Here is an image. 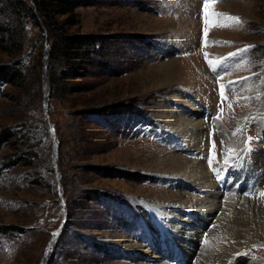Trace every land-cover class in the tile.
<instances>
[{
	"label": "rangeland",
	"instance_id": "rangeland-1",
	"mask_svg": "<svg viewBox=\"0 0 264 264\" xmlns=\"http://www.w3.org/2000/svg\"><path fill=\"white\" fill-rule=\"evenodd\" d=\"M90 1L75 9V23H68L67 14L58 18L70 34L95 36L101 51L90 54L94 62L79 58L71 70L73 62L52 53L56 37L27 17L24 29L12 22L14 34L0 48V67L13 68L21 57L26 64L14 84L0 76V130L15 133L0 141V264H132L122 244L138 236L145 242L151 231L161 246L151 211L157 212L156 203L173 201L181 191L206 196L194 190L195 182L175 177L190 163L171 170L172 161L191 155L186 140L193 127L182 133L185 121L206 122L205 107L212 117L226 109L218 118L223 127L216 125L219 150L234 130L243 143L250 136L254 147L264 148V0H214L211 12L239 17L240 23L212 16L204 50L200 0ZM13 17L6 9L1 19ZM230 53L238 54L229 57L221 76H213L208 61ZM168 64L170 84L164 82ZM221 84L227 85L224 98ZM205 122L200 139L190 143L197 147L200 140L209 151L211 126ZM176 145L180 150L172 149ZM206 189L214 190L211 184ZM233 201L235 210L226 213L235 231L224 232L223 248L212 257L237 246L230 264H263L264 208H251L261 205L256 199L248 207ZM219 210L209 220L218 223L225 215ZM177 211L182 224L191 218ZM202 242L199 251L207 247ZM143 247L141 263L169 262L154 261L151 248Z\"/></svg>",
	"mask_w": 264,
	"mask_h": 264
},
{
	"label": "bare ground",
	"instance_id": "bare-ground-1",
	"mask_svg": "<svg viewBox=\"0 0 264 264\" xmlns=\"http://www.w3.org/2000/svg\"><path fill=\"white\" fill-rule=\"evenodd\" d=\"M232 4H233V2L230 3V6H232ZM164 71H167L164 73V75L165 74L167 75L164 82L166 84H170L169 83V81H170L169 76H170V74L173 75V67L170 64H168L165 66ZM192 110H195V109L192 108ZM196 112L194 111L195 115L198 116L199 112H197V113ZM203 116H205V110H204ZM208 116H209V119H210V117L212 118L208 124L206 123L207 121L205 122L203 120L207 126H211L214 129H217L216 125L218 126V129L223 127L221 120H218L215 116L212 117L210 114ZM185 122H187V124L184 123V131L182 133H185L188 135L190 133L189 128L193 127L192 128L193 134L192 133L190 134L189 139H187V140L185 139L187 142H189V146L186 149V152L192 153L194 150H197L198 154L200 152L206 153V151H204L206 149H204L203 145H201L200 140H199L198 144L195 143L197 145V147H195L194 144L190 143L191 142L190 139H192V137L193 138L197 137L195 140L200 139V136L202 135L201 130L204 129V122L199 121V120L198 121L196 120V123L192 122L191 120H187ZM211 123H214V124H211ZM236 128H237V126H236ZM233 130H234V127H233ZM233 130L231 132H233ZM236 130L239 131V129H236ZM171 134H174L176 136L175 133L169 132V135H171ZM233 134L237 136V134L235 133V130H234ZM214 135H215L216 139L217 138L219 139L217 131L214 132ZM234 135L231 139H227V142L225 139H223V142H221V144L223 146L221 159H227V160L231 159L233 157L234 153L243 145V142L241 140L242 139L241 134L239 133L238 137H235ZM175 138L173 140H177ZM180 140H181V138H180ZM240 142H242V144ZM207 143H208V137H207ZM226 143H227V145H226ZM172 149L180 150V148H178L177 145L173 146ZM181 155H182V153H181ZM183 156L184 157L181 156L179 158H176L175 162L172 161L173 163L171 165H174V166L172 167L171 170H173L174 172L175 171H182L183 170L182 167L187 162L190 163L191 169L188 171L185 170L182 173V175H179L180 173L179 174L174 173V174H178V175H175V177L176 176L185 177L188 180V182L189 181L195 182L197 185L200 186V188H205V190H206L205 195L206 196L203 198H200V197H195L194 195L186 194V193L181 191L178 193V197L176 196L177 198L174 199L173 201L168 200L165 202L163 201V202L156 203L155 207L157 208V212L154 211V213H155V218L157 220V224H159L158 225L159 231L158 230L157 231L162 233V235L165 237V239H166L165 240V247L162 248L160 245L155 244L154 240H156V239H153V240L151 239L152 237H156L155 231H151V234H148L146 236L145 242H140L139 236L138 237H130V239L125 244L123 243L122 245L125 247V252L128 253V255H130V257L134 258L132 264H154L152 262L141 263L139 261L138 255L145 256V255H143V253L141 251H139V249L144 248L143 246H147V247L149 246L151 248L152 254L154 255V258H156V260H154V261L159 262L160 260L166 259V261H169V262H166L164 264H172L173 258H171V257H172L173 249L168 246V239H172V245L176 246L177 248L180 249L181 254H182L181 261L183 262V264H192V260L195 257H196V260H195V263H193V264H230L232 262L229 260V257H231L233 255V254L231 255L232 252L237 251V249H236L237 246H234L233 251H231L230 253L226 251L225 254L223 255V257L220 259H217V257L215 256V258H216V260H215L212 257L213 256L212 254L214 252H216L217 248L218 249L223 248L224 242H222V241L225 238L224 232H226V231L229 232L230 229H231L230 233L232 231H235V228L233 226L236 224V222H232L230 220V218L228 217L229 215L226 213L228 211L231 212V211L235 210L234 209L235 207H232V205H231V202L234 200V196H232L228 201H223L221 190L219 189V186L218 185L216 186V183L213 181L212 172H211L210 168L208 167L206 161L201 159L199 156L194 157L193 155H189V154H185V153ZM197 160H200V161H197ZM263 168H264V148L262 146V148H259V150L256 149L255 152L253 153V162L250 163L249 168L247 170V174L249 175L250 173H253L252 177L254 178V182L257 184H261L264 180V169ZM203 178H204V180H201ZM186 179H184V180H186ZM182 183H180V184H182ZM207 184H211L212 188L214 189L213 190L214 192L210 191L209 189L208 190L206 189ZM194 190L203 191L202 189H194ZM220 198H221V200H219ZM255 199L261 205H259V206L258 205L257 206L251 205V208H253V207L254 208H256V207L264 208V196H258L257 194L250 196V197H247L243 194H239L236 196V199L233 202H243V200H244V202L242 203L243 204L242 207H248L249 204H252L253 200H255ZM259 200H261V201H259ZM218 202L221 203L222 212L225 215H222V218H219L220 220L217 223V221H214L213 219H214V217H216V215H214V214L215 213L217 214V211H220L219 209L221 208L220 206H218ZM148 204L149 203H147L145 205H148ZM151 205H153V204H151ZM151 205L149 204V206L152 208ZM168 207H173V209L171 210L170 213H169V211H166L167 210L166 208H168ZM223 209H225V210H223ZM177 210H181V211L184 210V216L185 215H187V216L191 215V217H193V219L187 218L188 221L186 220L187 222L182 224V221H185L184 220L185 218L181 217V220L180 219L175 220V217H177V215L180 213V211H177ZM250 210L256 211L254 209H250ZM247 211L248 210L246 208V211L244 212L245 215L247 214ZM260 211H264V209L259 210V212ZM230 212H229V214H230ZM209 216H213L212 217L213 219L209 220ZM222 220H227L228 223L227 224L222 223ZM209 221H214L215 225L209 228ZM244 225H246V224H243V226ZM228 226H230V228ZM184 228H185V230H183ZM146 229H145V231H146ZM209 229H211L210 230L211 232L209 234L207 233V238H206V241L204 242V245H207V247L205 248V246L203 245L204 247L202 246L203 248H201L199 251V247H201V243L199 241L202 238L203 233L205 231L207 232ZM227 232H226V234H227ZM228 235H226V236H228ZM174 240L176 242H174ZM199 243H200V245H199ZM218 243H219V245H218ZM154 246H158L160 251H158V249H152V247H154ZM251 250L252 249L250 248V250H248V251H251ZM155 251H157L158 253L163 254V255H159V256L155 255ZM144 252H146V251H144ZM183 253L186 254V257L183 256ZM134 256H136L137 258L135 259ZM248 258L251 259L252 256H249L246 259H248ZM242 260H241V262H242ZM241 262H239L238 264H241ZM155 264H163V263L155 262Z\"/></svg>",
	"mask_w": 264,
	"mask_h": 264
},
{
	"label": "trees",
	"instance_id": "trees-1",
	"mask_svg": "<svg viewBox=\"0 0 264 264\" xmlns=\"http://www.w3.org/2000/svg\"><path fill=\"white\" fill-rule=\"evenodd\" d=\"M90 0H35V4L30 3L28 0H6L5 3L0 5V48L5 46L6 40L11 39V35L14 34L15 29H11L12 22L16 19L22 28L26 24L27 18L33 21L40 28L50 32V35L56 37L53 45V55H62L67 61L73 65L71 70L74 68V63L77 61H90L94 62V58L90 54H99L101 49L96 46V38L94 35H88L85 33L70 34L65 30H62L58 15L67 14L69 20L68 23H75L73 19L75 9L84 4H90ZM6 9L13 12V18L5 21L2 16L5 14ZM25 17H27L25 19ZM66 21V22H67ZM22 30L20 32L22 33ZM49 36V35H48ZM41 55L34 57L37 64H41ZM23 57L18 58L13 64V68L9 65L0 67V76L4 79V82L16 83V80L20 78L21 70L26 66L23 62ZM38 59V60H37ZM96 110V109H95ZM12 134L9 127L4 130H0V141L5 137L9 139ZM32 152V151H31ZM24 158V157H23ZM18 158L10 160L11 165L16 164ZM10 165V162L6 163V166ZM15 228V227H13ZM23 229L22 227H16Z\"/></svg>",
	"mask_w": 264,
	"mask_h": 264
},
{
	"label": "snow or ice",
	"instance_id": "snow-or-ice-1",
	"mask_svg": "<svg viewBox=\"0 0 264 264\" xmlns=\"http://www.w3.org/2000/svg\"><path fill=\"white\" fill-rule=\"evenodd\" d=\"M214 2V0H213ZM209 0H205L204 2V13H205V23H213L214 21H210L209 20V16H227L229 21H233L235 23H240L239 17H232L228 14H224V13H209ZM204 34L205 36H207V28L204 30ZM213 43H219L218 41H213ZM242 51H247V49H244ZM238 53H234V54H230V55H237ZM207 55V54H206ZM208 63L210 64V66L213 67V69L215 70V68L221 63V59H217L215 61L213 60H209ZM246 79H250V78H246ZM227 88V85H220V91H221V97L224 98L225 95V89ZM251 139V138H250ZM250 149H245V151H249ZM261 195H264V192L260 193Z\"/></svg>",
	"mask_w": 264,
	"mask_h": 264
}]
</instances>
